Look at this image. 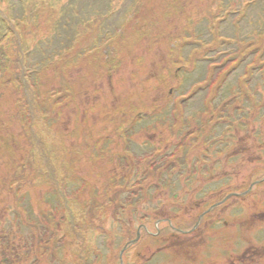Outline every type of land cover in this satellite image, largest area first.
I'll return each mask as SVG.
<instances>
[{"label": "rangeland", "instance_id": "1", "mask_svg": "<svg viewBox=\"0 0 264 264\" xmlns=\"http://www.w3.org/2000/svg\"><path fill=\"white\" fill-rule=\"evenodd\" d=\"M71 1H74V7L78 9L89 1L101 8L108 0ZM226 1L230 2V0ZM245 1L254 4L255 10L264 8V0H232L233 5L237 8ZM260 21V25L254 24L257 23V20L242 21L241 25L244 23L247 28H257L259 32L261 31V34L250 37L253 45L258 46L252 50L253 52H250L248 55L250 57L237 66V69L231 71L230 65L227 76L221 81L216 79L215 74L218 69L227 67V63L216 68L214 73L212 71L208 73L206 67L199 64L198 69L188 71L183 83L182 77H180L182 68L174 70L183 61L175 49L170 50L172 46L170 40H161L162 37L155 39L146 37L144 48L130 44L123 48L124 53L128 54L122 58L121 70L111 72L109 80L112 81L113 88L109 86L106 76H102V74L95 76L91 73L92 66L103 61L101 59L103 56L99 53L95 54L94 58L92 56L84 57L87 60L82 59L76 68L77 80L73 92L74 95L76 94L75 102L73 100L64 102L60 117L56 118L58 114L54 113L55 118L48 117L45 124L43 119H46L47 114L40 116L30 103L28 107H22L16 100L21 91L30 96L31 89L36 87L35 82L40 78L27 81L23 90L22 84L15 87V80L7 82V86L10 88L0 96V135L5 136L10 132L13 140L10 149L7 150L8 148L2 144L4 141L0 139V220L3 222V224L0 223V229L8 225V220H11L15 211L17 212V208L20 207L25 210L27 220L34 221L32 225L36 229L43 226L41 224L43 222L48 226L49 231L57 232L58 219L61 223L59 234L67 231L70 242L72 239L70 231H73L77 219L70 217L67 208L69 204L75 205L82 215L89 216L94 222L95 229L99 225L105 229V219L114 210L115 203H119L120 199L123 200L128 196L126 189L130 185L126 184L121 188L123 175L128 174L131 177L136 175L138 178L139 172L148 173L147 179H143L139 183L140 195L145 190H149L148 193L153 192V195H151L152 198L147 199L146 203L138 206L137 211H148L150 216H155L158 219L175 216L177 222H181L185 218V214L187 215L188 211L201 202L209 201L215 196H224L230 191H239L245 176L253 168L257 169V172L263 173L264 73L262 69L264 70V56L258 60V56H255L254 52L264 50V15ZM231 23L232 20L226 24L227 32L231 30ZM172 31H175L174 24ZM70 39H72V35L67 40H63L62 44L68 46ZM192 45L184 47V56L192 53L191 49L196 46ZM245 47L248 48L246 44ZM49 49L51 48H46V50ZM54 49L52 47L51 50L47 52L43 50V52L51 54ZM36 52L40 53L38 50ZM139 54L144 57L142 72L140 65L134 64L135 58ZM33 57L37 58V54H34ZM251 66H253V76L247 80L246 93L248 92V94L243 95L241 94L243 88L239 89L237 86L235 89L237 81L234 80H237L242 72L246 73L247 68ZM104 67L102 65V68ZM100 72H104V70L101 69ZM130 72H134V77L137 78L127 79ZM50 74L51 72H47L43 76L47 82L53 79L61 80L60 75L48 77ZM147 74L152 77L147 76L145 80L141 81ZM124 83L126 88H123ZM50 86L51 84L48 87ZM128 87L130 91H138V93L136 98L128 100L126 104L122 97L126 94ZM41 90L47 91L45 87ZM73 94L71 96H74ZM115 97L117 98L116 102L114 101ZM238 98H240V104L235 106H237L236 117L241 116L239 121L234 119L231 122V119L222 118L218 122L217 120L220 118L218 116L228 114L225 107H228L231 112L230 101ZM48 103H51V100ZM139 103H141L140 106L146 108L155 107V112L152 117L139 121L132 130L129 140L125 141L129 143V149L132 151V155L129 156L128 149L126 154L124 150L121 151L122 141H119L118 146L116 139H111L117 129L118 120L120 121L119 126L127 125L128 121L138 113L137 104ZM234 103L237 101L235 100ZM105 108H108L110 112L111 121L106 120L108 116L105 115ZM232 109H236V107ZM35 113L37 116H34ZM21 114H27L30 117L31 133L29 125L21 124ZM179 123L184 129L193 126L200 131V133H196L195 139L192 138L193 140L188 145L189 148L174 147L178 143V139L181 138L180 135L175 137L173 133V129ZM2 127H6L9 132L4 131ZM180 133H184V131ZM231 136H235L237 141ZM105 137L108 138L106 143L104 142ZM44 144L47 149L55 150L56 148L57 152L62 155H59L62 160L57 158L58 155L53 157L52 160L57 163L54 164V168L50 164L52 173L49 178L41 174L40 177L35 176L37 177L35 179L24 180L23 190L26 196L21 202L14 201L13 192L11 194L9 188L2 187L9 175L10 164L23 153L30 160L26 170L27 176H29L30 166L41 168L42 173L45 169V160H49L48 153L51 158V153L47 149L45 150L47 153L42 154L40 147ZM104 148L106 153L101 155L100 151ZM69 151H74L76 156L80 155L76 157L77 165L74 159V163L72 162V156L67 153ZM118 154L126 155L125 159L121 157L119 165L115 160ZM133 155L136 163L134 169L127 167L124 173L122 165L125 166L128 163L127 158H131ZM229 156L232 157L230 161L226 160V157L229 158ZM215 163L218 165L217 167ZM167 166L171 168V172L162 171V177L159 179L150 175L152 169L162 170ZM211 167L218 172L211 171ZM56 173L67 177V182H64L65 187L63 184L58 185L57 183L54 184V187L52 184L50 186L45 184V179H53V175L55 177ZM83 179L91 180L84 182ZM18 183L16 185L19 187ZM107 183L120 184L119 187L114 188L117 193L116 201L114 200L111 204L103 207V204H106L105 202L108 200L103 197V194H99L97 206L88 213V207L96 197L95 189L101 191ZM152 185H155L156 188L152 189ZM217 191L218 194L214 195ZM46 193L48 195H45ZM173 196L177 198L176 202H172ZM253 196H249L245 200L230 197L223 208L215 210L232 212L235 222L239 225V222H249L241 229L239 238L231 235L221 236L219 243L216 244L213 235L206 234L205 231H202L198 236L174 235L172 240L174 246L171 249H162L153 254L155 257L150 258H153L154 261L145 255H142L141 259L146 260V264H264V203H261V209L256 210L259 207L256 205H254V209L252 203L258 202L263 197L253 200ZM77 199H82V204L76 202ZM5 207L8 208L6 209L7 213H5ZM52 212H57L56 216H53ZM235 213L237 214L235 215ZM61 215H64L65 221L60 219ZM135 216L129 213L128 220L131 219L132 222L128 223L131 226H133V222L136 223V226H133L136 229L140 222ZM150 226H153V223ZM211 227L222 228L218 224ZM110 232L113 236L109 242L102 239L100 235H94L91 228L87 232L90 234L87 240L89 247L97 248L99 256L109 253L103 258L102 264H112L117 257L118 250L123 246L124 239L126 241L131 238L128 230L126 235H115L112 231ZM151 242L145 238V245ZM66 246L72 245L65 244L64 247ZM150 252L151 250L148 253ZM132 257V254L128 255V263L134 264L135 261ZM45 261L42 259L40 264H75V261L67 257V254L62 250L61 256L55 258L54 261L49 258Z\"/></svg>", "mask_w": 264, "mask_h": 264}, {"label": "trees", "instance_id": "2", "mask_svg": "<svg viewBox=\"0 0 264 264\" xmlns=\"http://www.w3.org/2000/svg\"><path fill=\"white\" fill-rule=\"evenodd\" d=\"M110 44H111V42L106 41L104 44H102V46L100 48L102 49V51L107 50V49L111 51L112 47L110 48V46H109ZM3 57H5L6 60H9L10 62L16 64V61H15V59L17 58L16 53L7 54V53L0 50V62L1 63H3ZM68 65L71 66L72 61L71 60L66 61L65 58H63V57L55 58L54 63L52 64V62H51L48 65L49 70H52V72H54L55 76L60 75L61 80H54L53 79L50 82H47V79L45 78V80L42 84H40V83L38 84V86L36 87L37 96L34 98L35 104L33 105L34 109L38 112V114L41 113L44 115L46 113L44 111L45 109L54 108L53 105L43 104V103L44 102L48 103V101L51 100L50 97L57 92L64 94V98L62 99V102L65 100H67V101L73 100V102H75L76 94L74 95L73 92L75 90L74 85H76V83L72 79L70 81H68V83L65 82V79H67V77H65L66 76V70H67V73L69 74V71L71 68V67L68 68ZM100 70L101 69L99 67L98 68L95 67V69H94V67L92 66L91 73H92V75H95V76H98L100 74H108V76L110 75V73H109L110 70H108L109 72H107V73L100 72ZM45 72H46V69H43L40 74L44 75ZM6 79L15 80L17 83L19 81L21 82V78L15 77L11 73V70L8 68V66L0 71V89H3L6 87V84H7ZM51 83H55L56 86L49 88L48 86ZM44 87L47 89V91L41 90ZM72 94L74 96H71ZM128 100H129V95H126L124 97V102L127 104ZM41 102H43V103H41ZM154 112H155V110L152 111V113H154ZM35 115H37V114L35 113L34 116ZM137 117L138 118L136 120H134L135 123H137L136 121H138V119L140 120L144 116L139 117V115H137ZM25 119L27 121L30 119V117L26 114ZM106 120L111 121V119H109V118H107ZM31 132L32 131L30 129V133ZM52 144H54V143H52ZM46 149H47V146L45 144L42 147H40L42 154H44V152H46L45 151ZM47 150L50 151L51 156L58 155L57 158H60L62 160V157H59V155H61V154H59L57 152L56 148H55V150H53V149H51V150L47 149ZM67 153H68V155L72 156V162H73V159H74V161H76V157L80 156V155L76 156L74 151H69ZM49 156H50V154L48 153V157ZM51 160H52V158L49 160H45L46 166L50 165ZM29 171H30V179L32 180V178L34 176H37V177L40 176L41 168L37 169V168L30 166ZM125 171H126V169H125ZM156 171H157V169H152V171L150 172V175L154 176ZM44 173H45V170H44ZM142 174L147 176L148 173H142ZM112 199H111V201H112ZM11 222H16V223H11L13 226L9 225V227H10L9 229H6V228L0 229V264H25L26 261L31 259V258L32 259H35V258L41 259V257L43 256V252H42V249L40 247H41V243L44 239L43 235L35 234L32 232V237H31L30 242H29V240H27V238H25V236L23 235V232H21V227H20L21 222H24V216H22V213H18ZM29 230H30V228H29ZM50 248H53V250H52V252L48 253L47 255L53 257L55 247L52 245V246H50Z\"/></svg>", "mask_w": 264, "mask_h": 264}]
</instances>
